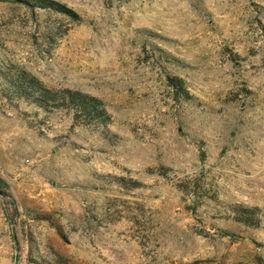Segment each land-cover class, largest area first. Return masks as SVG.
I'll use <instances>...</instances> for the list:
<instances>
[{"label": "rangeland", "instance_id": "obj_1", "mask_svg": "<svg viewBox=\"0 0 264 264\" xmlns=\"http://www.w3.org/2000/svg\"><path fill=\"white\" fill-rule=\"evenodd\" d=\"M29 1L0 0V65L110 120L0 95V264H264V0Z\"/></svg>", "mask_w": 264, "mask_h": 264}, {"label": "trees", "instance_id": "obj_2", "mask_svg": "<svg viewBox=\"0 0 264 264\" xmlns=\"http://www.w3.org/2000/svg\"><path fill=\"white\" fill-rule=\"evenodd\" d=\"M28 3L29 0H26ZM41 7L70 11L55 0H35ZM168 83L176 96L188 95L184 80L178 76L168 77ZM0 95L7 99L25 100L45 113L63 110L72 115L76 124L105 126L110 120L106 103L100 97L68 87H50L28 71L4 68L0 65ZM1 181V178H0ZM258 207L239 206L234 218L247 225L259 226L261 217Z\"/></svg>", "mask_w": 264, "mask_h": 264}]
</instances>
